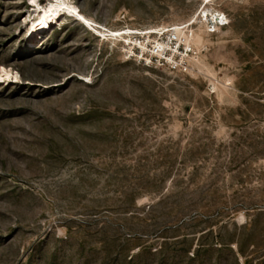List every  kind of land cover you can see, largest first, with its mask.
<instances>
[{
    "label": "rangeland",
    "instance_id": "obj_1",
    "mask_svg": "<svg viewBox=\"0 0 264 264\" xmlns=\"http://www.w3.org/2000/svg\"><path fill=\"white\" fill-rule=\"evenodd\" d=\"M31 1L0 0V264H264V0H72L182 25L189 70L66 14L30 40Z\"/></svg>",
    "mask_w": 264,
    "mask_h": 264
},
{
    "label": "built area",
    "instance_id": "obj_2",
    "mask_svg": "<svg viewBox=\"0 0 264 264\" xmlns=\"http://www.w3.org/2000/svg\"><path fill=\"white\" fill-rule=\"evenodd\" d=\"M220 25L227 24L225 14L218 18ZM110 31L105 30V38H113ZM136 44L127 49L128 54L133 58L144 61L148 66H163L177 70H189L191 67L192 53L195 52V45L192 31H188L180 25H170L158 29L152 36L137 37ZM126 44L130 43L123 40ZM134 44V43H133Z\"/></svg>",
    "mask_w": 264,
    "mask_h": 264
},
{
    "label": "bare ground",
    "instance_id": "obj_3",
    "mask_svg": "<svg viewBox=\"0 0 264 264\" xmlns=\"http://www.w3.org/2000/svg\"><path fill=\"white\" fill-rule=\"evenodd\" d=\"M31 5L34 6V9L31 14V24L29 27V32L27 34L30 40L37 39L40 36V34L52 28V26L57 22H59L61 17L65 14L75 17L83 25L87 27L90 26L96 33L101 35L106 34L105 30L110 31L109 34H111L112 37H117V36L128 37L127 33L129 34L138 33L135 34L132 38H128L130 40H128L127 38L123 39L127 42H131L137 39V36L139 35L150 37L152 36V33L158 32V29L155 30L152 28H148L149 30H140L136 28L125 27L117 30H112L109 28L99 27L96 24H94L92 19L88 15H86L80 9L78 4H76L72 0H46L45 3H43L41 0H32ZM220 15H223V13L218 11L217 14L213 15L212 19L219 18ZM207 16L209 17V14H207ZM215 22H218V19ZM177 26L180 27V25ZM14 78L16 80L19 79L18 75L15 74L14 71L6 67H2V70L0 72V79H4V80L8 79L10 81L13 80Z\"/></svg>",
    "mask_w": 264,
    "mask_h": 264
}]
</instances>
